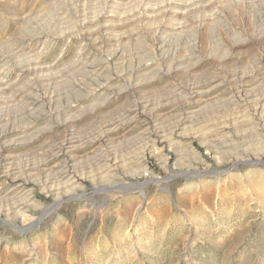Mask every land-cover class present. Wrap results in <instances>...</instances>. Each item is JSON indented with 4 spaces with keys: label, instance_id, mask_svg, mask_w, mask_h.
Returning a JSON list of instances; mask_svg holds the SVG:
<instances>
[{
    "label": "rangeland",
    "instance_id": "1",
    "mask_svg": "<svg viewBox=\"0 0 264 264\" xmlns=\"http://www.w3.org/2000/svg\"><path fill=\"white\" fill-rule=\"evenodd\" d=\"M173 2L176 0H0V53L10 54L0 70L17 65L25 71L8 78L7 84L0 82V132L22 127L31 114L73 103L86 90L93 91L99 82V71L93 65L107 66L113 55L119 56V62L126 61L115 65L117 68L112 66V74L120 72L117 77L123 81L121 71L131 67L132 57L139 49H153L159 38H166L170 51L180 52L177 55L194 54L192 63L196 64L191 72H182L177 78L165 76L163 67H156L157 72L142 79L147 84L143 83L132 98L101 94L85 101L82 109L68 111L65 118L80 116L72 121L73 129L86 135L100 131L104 122L120 118L129 105L138 103L134 107L148 128L145 139L139 134L141 129L124 125L118 135L123 140L111 148L106 141L100 145L127 157L144 149L146 170L140 165L129 166L131 170L118 169L110 180L96 181L90 175L95 171L91 155L95 146L87 147L76 167L79 187L56 198L37 181H26L37 207L17 219L7 215V203H3V195L15 182L2 185L0 264H264V123L257 125L254 120L241 125L240 115L247 110L240 105L248 94L237 87L244 72L257 66L259 90L264 86V0H187V7L173 13L172 18L164 11ZM105 10L114 16L101 17ZM29 33L36 39L29 53L33 56L11 52L19 41L31 38ZM84 54L90 55L89 64L83 61ZM215 72L226 78V97L233 104H210L202 115L223 122L225 136L217 142L183 138L172 145L162 137V126L176 118H167L164 125L158 123L142 104L148 99L156 104L166 101L171 106L163 112H171L180 103L170 93L178 84L192 79L204 81ZM51 93L57 98L52 108L30 111L34 97L42 99ZM104 102L103 107L95 108ZM61 129L56 127L53 132L60 133ZM35 133L33 143H17L8 153L22 160L26 155L23 164L39 161L37 155L48 149L53 137L52 131ZM56 202L60 204L56 206ZM32 223L29 231H23Z\"/></svg>",
    "mask_w": 264,
    "mask_h": 264
},
{
    "label": "bare ground",
    "instance_id": "2",
    "mask_svg": "<svg viewBox=\"0 0 264 264\" xmlns=\"http://www.w3.org/2000/svg\"><path fill=\"white\" fill-rule=\"evenodd\" d=\"M186 1L187 0H178V1L176 0V2L170 3V5L165 8L164 13L166 15H172L173 13L178 12V10L181 9L182 7H184V6L187 7ZM89 2H91V0H89ZM112 2H114V1H112ZM120 3H122V2H120ZM87 4H88V2H87ZM56 5L58 6V4H56ZM149 7H146L145 9L151 10V8H149ZM109 8H111V7L109 6ZM125 8H127V7L125 6L123 10H125ZM51 9H53L52 6L50 7V10ZM116 10H115V13H116ZM123 12H125V11H123ZM110 13H112L111 10L110 11L105 10V12H102L100 16L101 17L106 16V15H107V17L114 16V14H110ZM174 15H172L173 16L172 18H174ZM176 15H178V13ZM121 17L122 16L120 15V18ZM97 21H99V20H97ZM170 22L171 21H169V23ZM118 24H120V23H118ZM44 33H46V32H44ZM36 34H37V32H36ZM39 34H40V32H39ZM29 35L31 36L32 33L31 34L29 33ZM27 36H28V34H27ZM32 36H34V35H32ZM32 36H31V38H28L27 40L25 39V41H23V42L19 41V45L15 48V51H11V52H14L15 54L23 55V56H26L27 54H29L30 51L33 50L36 46V39L33 38ZM165 39L159 38L158 41H155L156 43H155V46L153 49H147V48L143 49V50L139 49L140 52L138 51V53H137V51H136L137 54L135 56L132 55L133 56L132 59L127 58L126 60L131 59L129 61L131 67L130 68L128 67L129 69L127 68L128 70H126V72H123L124 68L122 69L121 74L124 77L123 81H122V79L117 77V76H119L120 72L118 73L116 71L118 73L117 76H114L113 75L114 73L112 74V66L119 65L122 61V59L120 62L118 61L119 60L118 55L112 56L111 55L113 53L112 52L110 54L112 57H110V59L108 61L106 60L108 63L107 66L98 67L100 63L97 64V66H96V64L93 65L94 69L97 68V70L99 71V75H98L99 82L97 85L95 84L96 86H95V88L93 87L94 88L93 91H87L86 90L85 93L83 95H80V98H78L73 103H69V104L64 105V103L67 102V101L66 102L64 101V103H63L64 106L56 107L54 109H50L48 111H43L40 113L38 112L39 114L37 113L38 115H36V116H33V115H35L33 112H37L38 110L45 108V106H48V108L49 107L52 108V105L56 102L57 98L55 97L56 92L54 90L53 91L55 93H51L47 97L43 96L44 98H42V99L34 97V99H32L31 105H30L31 109H32V110L30 109V111H33V112H31V113H33V114H31L33 116V118L29 114L31 116V117H29L30 121L28 123H25L26 125L19 127V128H7V127H5L7 129L0 132V195L2 193L1 192L2 185L9 183V182H15V185L11 187L9 192H7L3 195V203H4V201L7 203L4 210L6 211L8 216L13 214V216H15V218H16V216H18V218H19V215L26 213L30 208L37 207L33 193H32L33 189L28 188V185H27L28 183L26 182L28 180H32V182H33V180L37 181L38 184H40L42 186L43 190H46L48 193L52 192V194L55 195L56 198H59L62 193H65L68 191L70 193V190H75L76 188H78L79 187L78 186V180L75 176V173H76V170L78 171L79 169H76V167L78 168L79 163L81 164L80 161H82V159H84L83 153L87 147L95 146V148L93 150V154L90 153L91 155H93L94 161L96 162L95 167H94V165L92 166L93 168H95V171L90 174L91 176H93L92 177L93 179H96V178H103V179L107 178V179H109L112 177L114 178V177H116L115 173L117 172L118 169L124 168V170H125V168H126L128 170V168H130L131 166L140 165V166H143L144 170H146V166L144 165L145 164L144 163V161H145L144 149H137V151H134L131 156L129 155V157H127V156L118 154L113 149H103L105 147L101 148L102 146L100 145L103 141H106L107 144L110 145V148H111L114 146V144L118 140H123V136H118V135L120 133V128H123L122 126H124V125H133V128H137L139 130L141 129V131H139L140 132L139 134L141 137H144L147 135V132H148L147 129L148 128H145V120H143L142 116L139 115V112H138L139 110L137 111V108H136L138 103H136L134 105L136 107L129 105V107L124 110V112L120 118L111 119L109 121H106V123L104 122L102 125V129L100 131L93 132L94 131L93 130L92 133H90V134L87 133L86 135H82L83 133H81L79 130L73 129V126L71 125L72 121H77L80 118V116L75 115L76 117H74V116L72 117L73 114H71V116L70 117L68 116L67 118H65V116L68 115V111L70 109H72V108L82 109L84 106L82 104L85 101H87L90 98L97 99L98 96L101 94H103V96L104 95H111V94L112 95L126 94L125 95L126 99H127V97H131L133 94H135L141 90L140 87L143 83H146V82L142 81V79L144 77H146L149 73L155 72V70L157 72L156 67H163L162 70L164 72H162V70L160 69L161 72L165 76H170L171 78H177V76L182 72H185V74H187L186 72H191L196 65L195 63H192V61H195L194 60L195 59L194 54L190 53L191 56H188V55H181L184 52H182L180 55H177L180 52H178L177 54L174 52H171L169 49L170 44L168 45L167 42L165 41ZM37 44H40V43H37ZM12 47H8L9 50H10V48L12 49ZM171 47H173V46H171ZM177 51H179V50H177ZM180 51H182V50H180ZM3 52L0 53V67L7 62L8 58H10V54L8 55V54H5ZM32 54H34V53H32ZM32 54H29V55L33 56ZM89 56L90 55L84 54L83 61L88 62ZM33 58H35V57H33ZM93 58L94 57H92V59ZM105 59H104V61H105ZM27 60H28V58H27ZM80 60L81 59H79V61ZM97 60H99V59H97ZM106 61H105V63H106ZM124 62H126V61H124ZM124 62H123V64H124ZM85 64H86V62H85ZM87 64H89V62ZM5 65H7V63ZM263 66H264V64H263ZM15 67H13V68L7 67L8 69H5L6 68L5 67L3 70H0L1 71L0 72L1 85L7 84L8 78H11L13 76L19 77L20 75H22L25 72L24 70L17 69V67L16 68ZM19 67H21V66H19ZM117 67L115 66V68H117ZM259 68L260 67L257 66V68L255 67V69H252L251 71L249 70V72H247V73L244 72L243 76L240 77L241 78L240 79V81H241L240 85L239 84H238L239 86L237 85V87L240 90H243L248 94V95L246 94L247 97L246 98L244 97V100L242 101V104L240 105L241 107L246 108L245 110H247L244 113L241 111L243 113L240 115V120H239V122L242 123L241 125H243V124L248 125L249 123H251L254 120H257V125L264 123V86H263L262 91H260L259 90L260 84H258V79L256 77V76H258ZM238 69H240V68H238ZM243 69L246 70V67ZM222 71H223V69H222ZM93 72H91V73H93ZM214 74H216V75H212L209 79H206L204 81H201V80L195 81L192 79L191 81L190 80L186 81V83L184 85L178 84V87L173 89V91H172V89L168 90L169 89L168 88L167 91H172V92H170L171 96H172L171 98L175 97V99L177 101L178 100L180 101V103L178 101V103H179L178 105L174 106L171 109V112H166V113L163 112V109L169 108L171 106V104L169 102H166V101L163 103L159 102L158 104H156V103H153L152 101H149V99L148 100L146 99L147 101H145L142 104V107L145 109V112L152 115L151 117H154L158 123L163 124V122H165L164 120H166L169 117H175L176 118L175 121H172V122L168 123L167 125L165 124V126H162V137H165L168 141H170V143L172 145H178L179 144L178 139H183V138H185V139H191V138L198 139L199 138V139H201V141L205 142L206 139H212L213 141H216L217 139H220L221 137L225 136L224 135L225 132L223 133V131H224V128L226 126L223 122H214L213 120H210L206 116L204 117L202 115V112L204 111V109L209 107L210 104H214L217 102H220V103L221 102H228V103L233 104L232 103L233 101L231 100V98L226 97L227 94L229 93L228 89H226L227 88V86L225 84L226 78L224 77V75L222 77L216 72ZM263 74L264 73H261V75H263ZM259 76H260V74H259ZM179 78H181V77H178V79ZM235 78L236 77H234V79ZM237 78H238V75H237ZM172 81H173V79H172ZM77 85H79V84H77ZM173 85H172V87H173ZM10 86L12 87V84ZM225 86H226V88H224ZM6 88H9V86ZM81 88L79 87L77 89L81 90ZM90 88L92 89V87H90ZM27 90H29V89H27ZM219 90H221L220 93L218 95H214ZM240 90H236V91H240ZM82 91H79V92L82 93ZM49 92H50V90H49ZM28 93L29 92H27L26 94H28ZM35 95L37 97V94H35ZM62 98H63V96H62ZM68 98L69 97H67V99ZM59 100H61V99H59ZM154 101H155V99H154ZM168 101H170V99ZM105 102H107V101H105ZM105 102L95 105V108L96 107H103L105 105ZM132 105H133V103H132ZM214 105H216V104H214ZM236 107L238 108V105ZM238 110H239V108H238ZM83 112H84V110H83ZM226 113H228V112H226ZM221 115H222V113H221ZM234 119H236V117ZM27 120H28V118H27ZM27 120H26V122H27ZM41 124L42 125L44 124V127L43 126L41 127L40 126ZM0 125H2L1 122H0ZM56 127L60 128V129L62 128L61 129L62 131L60 130L61 131L60 133H58V132L54 133L53 129H55ZM129 130L131 131V129H129ZM129 130H128V133L130 132ZM51 131H52L53 140H51L52 138L49 140H51L52 143L47 141L50 143V145H48L49 146L48 149H46V150L44 149V151L41 150L43 153L40 152L38 155L36 154L37 157L39 156L38 157L39 161H37L36 163H32L33 161H31V163H32L31 164V163H29L30 162L29 161L26 164H23L24 162L23 163L21 162V160H22L21 156H18L16 154L14 155L12 153H8L9 148L12 147L13 145H16L17 143H23V142L33 143L34 139L36 137V136L34 137V134H36L35 132H37V134L39 135L41 133L51 132ZM126 133H127V131H126ZM128 133H127V135H128ZM259 133H262V132H259ZM124 135H126V134L124 133ZM228 136H230V135H227V137ZM48 137H50V135ZM257 138H259V136ZM144 139H145V137H144ZM141 140L142 139H140V141ZM222 142H224V141H222ZM228 142H230V141H228ZM188 144L189 143L187 142L186 145L188 146ZM226 144H227V142H226ZM43 145L45 146L46 144H43ZM184 147H181V148H184ZM39 149H41V148H39ZM130 152H129V154H130ZM34 153H33V155H35ZM86 155L87 154H85V156ZM88 155H89V153H88ZM30 156H32V155H29V157ZM22 157H23V155H22ZM25 158H26V155H25ZM34 160L36 161V159H34ZM92 170H91V172H92ZM129 170H131V168ZM88 172H90V171H88ZM78 173L79 172H77L76 174H78ZM96 181H100V180L96 179ZM101 181H102V179H101ZM43 192H45V191H43ZM69 193H67V194H69ZM56 203H58L56 206H58L60 204L59 202H56ZM53 211L54 210L51 207L50 212L52 213ZM33 225H34V223H32L30 226L25 227L23 229V231H25V232L29 231Z\"/></svg>",
    "mask_w": 264,
    "mask_h": 264
}]
</instances>
